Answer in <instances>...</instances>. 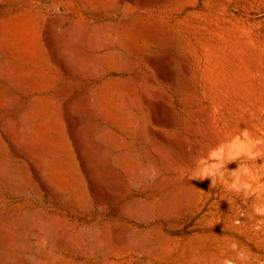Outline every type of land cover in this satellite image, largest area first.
Masks as SVG:
<instances>
[{"label": "rangeland", "instance_id": "374dc122", "mask_svg": "<svg viewBox=\"0 0 264 264\" xmlns=\"http://www.w3.org/2000/svg\"><path fill=\"white\" fill-rule=\"evenodd\" d=\"M0 264H264V0H0Z\"/></svg>", "mask_w": 264, "mask_h": 264}, {"label": "bare ground", "instance_id": "6f19581e", "mask_svg": "<svg viewBox=\"0 0 264 264\" xmlns=\"http://www.w3.org/2000/svg\"><path fill=\"white\" fill-rule=\"evenodd\" d=\"M13 44H14V43H13ZM13 44H12V47H13ZM14 46H15V45H14ZM12 47H11V48H12ZM20 49H21V48H20ZM52 50H53V48H52ZM13 51H15V50H13ZM15 52H16V51H15ZM17 52H18V51H17ZM14 54H15V53H14ZM53 140H54V139H53Z\"/></svg>", "mask_w": 264, "mask_h": 264}]
</instances>
